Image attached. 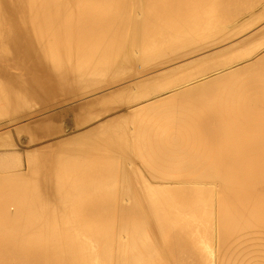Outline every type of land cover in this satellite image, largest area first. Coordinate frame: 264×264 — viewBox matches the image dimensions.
Segmentation results:
<instances>
[{
    "label": "bare ground",
    "instance_id": "6f19581e",
    "mask_svg": "<svg viewBox=\"0 0 264 264\" xmlns=\"http://www.w3.org/2000/svg\"><path fill=\"white\" fill-rule=\"evenodd\" d=\"M257 5H260L261 11L255 7ZM250 7H255V11L257 10V13L261 14L259 15L253 11L254 13L250 15H254V18L248 16L249 13L245 12L251 9ZM249 12H252V10H249ZM238 14L242 15L239 16ZM262 19H264V0H0V126L3 128L9 126L8 123L20 122L22 124L19 123L14 127L19 133L20 131L22 133L27 130L25 126L29 128L27 125L32 121L30 120V115L32 116L39 110L31 106L36 105L37 107L41 105L43 108L38 112H46L45 109L47 107L65 101L70 95L72 96V91L75 88L80 91L81 82L85 83L86 86L89 85V87L84 86L85 89L89 88V91L96 90L99 87V89L108 87L110 91L111 83L113 84L115 81L118 83L124 78L131 80L128 77L135 75L136 80L133 77L132 80L134 81L125 84L126 89L130 91L134 87L135 90L137 88L136 85H139L140 89L142 86L147 88V86L152 85L149 84L151 79L158 75L157 72L151 76H147V74L155 72L156 69L159 71L160 66H166V63H170L165 69L166 72H169L191 64L192 62L178 64L174 61L176 57L172 56L180 55L183 53L181 52L182 50H191V48L193 52L199 51L195 55H202L198 60L201 59L203 65H207V68L214 67V70L215 66L218 67L222 62V65H227L224 62L227 61L229 63L231 61L224 59V61L220 62L217 60L220 62L218 65L215 61L216 58L213 59L209 54L220 53L219 56L216 54L213 57L222 58L221 53L226 56L231 51H235L239 54L238 61H236V56L233 55L236 53L233 52L230 55L232 57L226 58H232L231 60L235 58L236 62L228 64L227 67L224 66L226 68L223 71L219 72L218 70V72H215V70L214 73L209 74L207 73L208 69L205 71L206 67L204 66L203 72H206L207 76L201 71L195 72L194 70L198 66L196 67L192 64V69L188 68V70L191 69V72L195 73L193 76L192 74L188 76L190 77V82L193 77L196 78L201 73L203 76L199 79L196 78L197 80L195 79L192 85L188 83L191 86L186 85L189 88V93L186 90L188 94L183 90V88L187 89L185 85L183 88L180 87L182 89H179V87L176 89V91L179 89L177 92L183 90L184 93H180V95L175 92L174 88L179 82L175 83L174 88L170 86V81L169 83L167 81L166 84L164 82V85L161 82L160 85L163 86H156L159 87L157 89L162 90L164 87L166 88L165 91L168 92L167 84H169L168 86L173 89L172 94H170L171 92L165 94L168 95L165 96L166 98L156 95L155 100L152 97L153 101L158 99L161 103L164 101L167 103L166 100L170 101L171 97L173 99L175 97L173 101H170L171 104H169V101L167 104L173 107L172 104L176 103L177 106L178 103L181 104L182 102L179 101L180 98L177 100L179 102L176 101L179 95L181 97L182 94H185L186 98L187 94L189 99L190 97L195 99L193 95L198 93L200 89H206L208 92H205L209 95L210 90L208 89L213 90L214 87L222 85V83L226 82V78L234 80L236 77H238V81H233L236 84L232 81L233 84H231L229 80L230 84L226 83L230 86L227 87L228 84L224 83L225 86H221L223 88L221 93L220 90L213 91L215 93L219 92V96L216 93V98L212 93V95L208 96L210 97L209 100L211 98L217 100L221 96V100H219L222 101L225 92L229 90V96L225 95L226 97L222 101V104L226 103L224 99L229 101L228 98L235 93L232 92L230 94V91H237L240 88L243 91H241L242 93L252 90L254 94L250 92L252 96L250 94L249 96L246 93L248 97H241L239 101L241 110L245 108L250 109V111L244 110L232 113L229 107L231 105L227 106L228 103L226 106L230 108L231 112L227 111L222 115L223 110L219 111V106L215 105L218 109H214H217L222 116H233L236 119L230 117L229 121H220V124L225 122L228 125L219 128L218 124L214 122L217 114L213 113L215 116L212 122L214 125L215 123L217 124L215 133L220 134H217V136H215L214 132L206 134L210 138L208 139L209 142L213 140L210 144L209 142L208 144L207 142L203 144L204 140H201L203 143H200V140L196 138L200 144L191 145L190 142L193 143L192 140L194 138L192 136L194 134L189 136L188 133V137H192V139L188 138L187 141L185 139L187 144L184 142L181 145L183 143V141L181 143V139L187 138V131L184 133V138L176 137L177 140H180L179 145L176 144V138H173L176 133L170 134L172 139H170L171 137L168 138L169 135L165 136L166 140L170 141L162 138V131L173 123L172 121L177 115L179 116L178 108L185 104L187 105V102L184 103L185 101L183 102L184 105L182 103L178 108L174 106L178 113L174 115L175 117L170 116L169 113H176L174 107L175 112L173 111V113L171 110L169 111V108H165L164 111L166 104H162L163 107L160 105L154 108L156 111L153 108L151 109L153 107V105L150 106V103L153 102L151 99V102L144 101L146 104L149 103V108L147 109H149L148 111L151 109L150 112L146 110L147 105L144 106L145 114L144 110L136 108L142 111L138 110L141 115L147 117V120L149 117L146 115L153 112L149 120H151V117L154 119L155 115L158 117L160 114L162 116H159L158 122L160 120L164 122L171 120V124H168V126L166 123L163 124V121L159 122L158 126L162 123L163 125L161 124L160 126L166 125V127H163L165 129H161L160 126L155 128L154 124L158 122H153L154 128L150 127L151 131L153 132L156 129L155 131L159 133L160 128L162 133H159L160 137L155 138L154 135L157 136L158 134L153 133L152 135L151 132H148L154 137L151 140H156L157 138L161 140H158V144L157 140L152 141L153 146L157 148L152 149V145L150 147L152 143L149 141L148 135L147 137L145 136L148 141L145 140L144 144H149L142 146L144 140L141 139V136L147 132V127L145 129L143 126L140 129L141 126L136 125L137 123L139 125L140 121L132 115L135 118L134 120L137 119V121H133L134 123L137 122L134 124L136 125V130L138 131L139 128L143 131L142 135L138 132L136 136L142 140L141 142L138 141V143L142 144L136 143L140 148L146 149V151L143 150L144 153L141 151L145 157L141 156L140 158L142 159L141 162L143 161L142 164L145 163V173H149L148 176L149 178L151 177L150 179L151 181L153 180V183L148 180L147 176L144 177V174H141L143 170L138 169V163L136 165L133 164L136 158L139 159L137 156L142 154H138L133 161H130V157L132 156L131 159L133 158L132 154L137 153L135 149L133 153V147H130L135 146L133 142L135 140L134 136H131L134 133H130L131 128H128L130 131H127V136L125 132L127 127L117 128L119 127V122L114 126L109 124V121L112 120L111 122H113L116 118L119 119L121 112L117 116L113 115V119L107 117L111 133L108 131L106 134H109L110 137V134L112 135V132H114L112 131L113 128L117 131L123 130L125 136L122 139L120 135L121 138L118 137V140L125 139L124 143L120 141L123 145L126 143L131 144H126L130 149L128 151L129 154L125 152L129 156L125 157H129V160L125 158V161L124 159L125 162L127 160L130 161L128 164L125 163L128 166L126 168H130V170L118 168L122 162L118 164L120 166L116 163H114L115 165L110 164L108 160L111 157L107 160L99 157L103 153L86 152L85 148H89V146L84 142L83 144L85 145L79 143L71 144L69 142L70 136L68 139L67 136L63 135L66 129L64 128L65 126L51 130L59 132L57 134L64 137H55V140H51L54 138L51 134V139L48 140H51L49 145L36 146L34 144V146H28L26 148V158L23 156L24 161L19 158L20 151L18 148L20 145H14L13 140L4 141L9 140L7 138L9 136H4L6 134H2V128L0 127V264H264V51L262 50L264 46V28L260 27L264 22H262V25H257L259 29L255 30V28L251 32H247L248 34L244 33V30L246 31L247 28L251 30L249 27L253 24L256 26L255 23L261 22ZM232 21L235 22L233 23ZM229 22L233 24L232 26L229 25L230 27L228 26ZM226 26H228L225 29L226 31L222 32ZM218 32L220 35L223 33L221 37L218 36L220 38L217 37L219 35ZM255 34H257V37L250 39ZM209 36H214L219 41H215L216 39L214 38L213 42L207 43ZM205 39L206 43L202 44ZM209 40L212 41L213 39L210 38ZM186 52L189 55L194 54L191 51V54L189 51ZM206 55H208L207 58L210 57L214 60L215 66H213L214 63L209 66L210 62L213 61L204 57ZM187 56L183 53V57ZM174 57L175 59H172ZM181 57L182 55H180ZM190 58L193 59L192 57ZM204 58H206L208 63H205ZM188 59L187 57L185 60ZM198 60H196L197 63ZM137 63H139V67L142 63L141 70H137V66H134ZM124 65L132 69L130 73L128 69L124 68ZM198 65L203 67V65ZM222 65L219 67H223ZM123 68L127 72L126 76H122ZM193 68L195 69L193 70ZM210 70L208 72H211ZM148 71L150 72L147 73ZM143 72L147 74H143L140 77L136 76V74L139 75ZM183 72L179 73L182 74ZM188 72L190 73V70L187 73L186 71L183 73L185 76H181L185 77L186 81L188 80L189 82L186 76ZM195 74L198 76L195 77ZM176 75L177 77L180 76L179 74ZM176 75L173 73L176 81L186 82L184 78L179 80L178 78L181 76L177 78ZM102 76H104V79L106 77L111 79L109 82L105 81L106 79L102 81ZM241 76H246V79L244 77L242 79ZM223 79L225 80L224 82H222ZM170 80L173 81L171 78ZM107 84L111 86L109 85V87ZM121 84L118 83V85ZM90 87L93 89H90ZM151 87H154V83ZM234 87L238 89L236 88L235 90ZM146 88L142 89L143 91L141 90L144 94L141 91V93L134 91L135 96L142 94L141 96L138 95L139 99L145 96H150L151 98L149 93V95H146L151 88H148V90ZM224 88L227 90L223 93ZM190 89H194V91L198 89V92L193 91V93ZM144 90L145 92L147 91L146 94ZM87 91L85 92L88 93ZM123 91L128 93L127 90ZM123 91L122 93H124ZM151 91L150 93H152ZM101 92L105 93L104 91ZM191 92L193 94H190ZM83 93L80 94V97L81 95L85 96L86 93ZM89 93H92V91ZM120 93L118 92L115 96L118 97ZM126 93L119 95L121 99H117L114 96L113 98L117 100L112 99L113 102L110 109L106 105L108 110H112L115 105L114 109H118L116 107L119 106H125V101L128 102L130 100L131 102V97L129 98L131 95L132 102L137 98L133 96L131 91L130 94ZM206 93L204 96H207ZM237 93H240V90ZM174 94L178 95L175 96ZM234 95H232L233 99ZM99 97H102L101 101L103 98L106 99L110 96L107 94V97H103V95ZM122 97L125 101L121 102ZM158 97L164 100L162 101ZM55 98L59 99L58 102L57 100L53 102ZM77 98H79V95L74 100ZM235 98H238L237 95ZM137 99L135 102L138 103L139 100L137 101ZM181 99L183 100L182 97ZM187 99L186 101H188ZM197 99L200 100L201 98ZM215 100L209 101V103L212 105ZM219 100L217 101L220 102ZM197 101L195 100L196 104ZM202 101L200 100V102L204 103L203 99ZM94 102H97V100L93 99L87 103L91 105ZM117 102L119 106H117ZM160 102L157 101L156 104L159 105ZM192 102L194 100L190 101V103ZM98 103L100 105V102L96 104L98 105ZM195 103L194 105H196ZM48 104L50 105L48 106ZM156 104L155 106H157ZM192 104L187 106L194 108L195 106ZM234 104L236 105V101L232 105ZM134 105L135 103L133 104L135 108L139 104ZM215 106L213 105V107ZM160 107L161 113L157 112ZM191 107L190 109H188L189 107L187 108V111L189 110L188 114L192 109ZM196 107L194 109H199ZM206 107L210 108V105ZM157 108L159 109L157 110ZM183 108L180 109L183 110ZM233 108L235 109V107ZM127 110L125 112L128 116ZM88 111H91V108ZM130 111L133 113V109ZM203 111L204 108L202 106ZM136 112L137 116L138 112ZM183 112H181L180 116L181 120H183L182 122L185 121L186 123L185 128L182 127L185 123L182 125L181 122L180 130L178 127L172 128L173 130L175 129V132L177 130L181 131V133L177 131L180 134L184 132L181 128L186 130L188 124H191L190 120H192L190 117V119H186L190 121L187 124L183 118L185 114ZM204 112H206L204 114H208V111L205 110ZM88 113L91 115V112ZM88 113L84 114L88 115ZM132 113L129 114L131 115ZM98 114H101V112ZM122 114L124 115L125 113ZM122 114L121 116L124 118ZM204 114H201L200 120L196 119L198 123L201 121V124H197V127H202V119L204 121V118H206L205 122H207V117L209 121L211 120L212 117L210 118L208 115L207 117H202ZM167 115L170 116L169 119ZM164 116H167L165 117L167 119ZM188 116L186 115L185 118ZM179 117H177V120ZM86 118L88 119L89 117ZM87 119L84 118V120ZM90 119L89 121H92ZM225 119L227 120L226 117ZM77 120L76 124L79 123L80 126V123L84 122V120L81 122L80 118ZM127 120L133 119H130L129 116ZM127 120H121L120 125L124 124V121L126 123ZM147 120H141L140 124L143 125L147 122L148 126H150L151 124ZM177 120L175 119V121ZM181 120L179 119V121ZM179 121H177V124H179ZM197 121L194 119V122L197 123ZM216 121H219L218 117ZM142 122L144 123L142 124ZM86 123L88 122L86 121ZM175 123L173 125L177 126ZM76 124L74 123V125ZM103 124L105 125V123ZM128 124L126 123L124 126ZM79 125L76 126L79 127ZM132 125L130 124L129 127H132ZM99 126L95 127L98 128ZM115 126L117 127L115 128ZM212 126L210 123L208 128ZM222 126L224 125L222 124ZM105 127L106 125L104 128L102 127L104 133L105 130L107 131ZM44 128L46 129V127ZM96 128L93 129L97 130ZM150 128L148 129L150 130ZM193 128L195 129L196 127ZM31 129L34 132L35 128L32 127ZM194 129L191 128L190 131ZM196 129L198 133L200 128ZM204 131L201 129V132H203L202 138L205 136ZM209 131H212V129ZM46 132L48 133L47 129ZM95 132L93 135L90 134L92 135V142L94 139L97 140L99 138L111 144L110 141L112 140L107 139L108 136H105L106 134L102 135L105 137L100 135L101 139ZM123 132L120 131L118 134ZM35 133L37 132L35 131ZM114 133L117 135L116 131ZM57 134L55 133V135ZM210 134L215 137L213 135L210 136ZM116 135L113 134V137H117ZM126 137H131L133 140L128 139V141ZM29 138L30 136L27 139L29 140ZM88 138L86 137L87 140ZM162 139L166 141V145L163 144L164 142L160 144L163 141ZM31 140L32 138L29 143H34ZM115 142H112V144H115ZM167 142H169V145ZM188 142L190 143L189 145ZM106 143H100V146L106 145ZM113 145L110 147L109 152ZM31 147L35 148L33 151L36 150V147L39 149L35 151L34 156H31L28 152L32 149ZM107 147L108 144L105 148L107 149ZM97 148H99L98 150L102 149L98 146ZM118 148L120 147L118 146L115 150ZM158 148H160L159 151ZM163 148L173 149V151L162 152ZM57 149L61 151L59 159H55L58 152H55L57 153L56 157L54 156L52 160L50 157L48 159V156H51ZM83 149L85 150L83 151ZM175 149L179 152L177 150L175 152ZM180 149H183V151H180ZM184 149L190 151L192 149L194 152L185 151ZM196 149H202L203 151L200 152V150L198 152ZM123 150L117 151H120V161L122 160L121 157L123 158L126 155ZM130 151L132 152L131 154ZM122 152L123 154H121ZM87 156L92 157L86 158ZM112 161L116 162V159ZM138 162L141 163L139 160ZM130 163L133 164L132 167L135 170H132ZM134 166H137V169ZM139 170L141 173H139Z\"/></svg>",
    "mask_w": 264,
    "mask_h": 264
},
{
    "label": "rangeland",
    "instance_id": "374dc122",
    "mask_svg": "<svg viewBox=\"0 0 264 264\" xmlns=\"http://www.w3.org/2000/svg\"><path fill=\"white\" fill-rule=\"evenodd\" d=\"M253 6H254V5H253ZM257 6H258V7H257ZM257 6H255V7H256L257 9L260 10V9H261V8H259L260 5H257ZM255 7H253V8L250 7L251 9H248L247 11L245 10L246 12H245V11H244V12H245V13H249L248 16H251V15H252L251 13H254L253 11H255V9H256ZM248 8H249V7H248ZM249 10H250V11L252 10V12H249ZM259 10H258V12H259ZM261 10H262V9H261ZM261 10H260V11H261ZM244 12H243V13H244ZM255 12L257 13V10H256ZM262 12H263V11H262ZM256 13H255V14H256ZM250 14H251V15H250ZM257 14L260 15L261 13H257ZM257 14H256V16H257ZM238 15H239V14H238ZM241 15H242V14H241ZM241 15H239V16H241ZM253 16H254V15H253ZM253 16H251V17H253ZM256 16H255V17H256ZM253 18H254V17H253ZM257 18H258V17H257ZM249 19H250V17H249ZM255 20H256V18H255ZM263 20H264V19H262L261 22H259V23H255V25H256V26H257V25H260L262 22H264ZM258 21H259V20H258ZM232 22L234 23L235 21H232ZM229 25L232 26L233 24H231V22H229L228 26H229ZM228 26H226L222 32L226 31L225 29H226ZM256 26H254V24L251 25V26L249 27V29H251V30H248V28H247L246 31L244 30V33L248 34L249 32H251V31H252L253 29H255V28H256L255 30L259 29L258 26H257V27H256ZM229 27H230V26H229ZM253 27H254V28H253ZM247 32H248V33H247ZM218 33H219V32H218ZM218 33H215V34H218ZM215 34H214V35H215ZM222 34H223V33H222ZM222 34H221V35H222ZM242 34H243V33H242ZM259 34H260V33H259ZM221 35H220V33H219V35H217V37H218V36L221 37ZM245 36H246V35H245ZM220 37H218V38H220ZM238 37H240V35H238ZM256 37H257V34H255L254 36H252L250 39H255ZM210 38H212L213 40H212V41L209 40ZM214 38H215L214 36H213V37L209 36V39H208V40H209L210 42L207 40V43H211V42H213L215 39H216L215 41L218 40L217 38H215V39H214ZM218 41H219V40H218ZM204 43H206V39L203 40V43H202V44H204ZM218 44H219V43H218ZM221 44H222V43H221ZM200 45H201V44H200ZM215 45H216V44H215ZM262 48H264V46H263ZM185 50H186V49H184V50L181 51V52L185 53V56L189 55V54H187L186 51H189L190 54H191V52L194 53V54H192V55L187 56V57L189 58L188 60H185L187 57H183V53L180 54V55H182L181 58H180V55H172V56H175V57H176V60H174V61H176V63H178V64H181V63L186 64V63H188V62H192V63L189 64V65H186V66L180 67V68H178V69H173V70H171V71H169V72H166L165 69H167V67L170 65V63H168L169 65L166 63V66H165V65L160 66V68L158 69L159 71H157V69H156V71H155V70H152V71H155V72H153V73L151 72L150 74H147V73H149L151 70L148 71L147 73L143 72V73H141V74H139V75L136 74V76H138V77L143 76V74H147V76H148V75L151 76V75H153V74H155V73L157 72L158 75L155 76L153 79H151V82L149 83V84H152L151 86H153V83H154V87L147 86V88H146V86L143 87L142 85H140V86H142L141 89H140L139 85H136L137 88H136L135 90H134V87H132L133 90L130 89V91H131V93L133 94V96H135V92L141 93V92L143 91L142 89L146 88V89L148 90V88H151L150 90H148L149 92L146 91L147 94H146V92H145V90H144V92H145L146 95H149V94L151 95V98H150V96H149V97H148V96L146 97V96L144 95L145 97H141V98L139 99V98H138V95H140V94L137 95V93H136L137 96H135V98H136V97L138 98V99L136 98L137 101L139 100L138 103L135 102L136 99H134V101L132 102V95H131V96L128 95L129 98L131 97V102H130V100H129L128 98H127V99H128L129 101L126 99V100L128 101V102H126L125 99L123 98V97L126 96V95H125V96L122 97V100H121V102H122V101H125V103L123 102V103L125 104V106L123 105V103H121V104L124 106L125 109L123 108V106H121V107L119 106L120 101L118 100L119 103L117 102L116 104H117V106H119L120 108H119V107H116V108H118V109H114L116 105H115V106L112 105V106H114L113 109H112V110H108V107H109V109L111 108V104H112V102H113V100H114L115 98H117V99L120 98V99H121V96L119 97V95H121V94L123 95V94L126 93V91L124 92L123 90H127V92L130 94V91H129L128 89H126V87H125L126 85H125V84L134 81V80H132V78H133L135 75H134L133 77H128V78H130L131 80L124 78V79H125V81H124V79H122V80H121L122 82H121V81L118 82L119 84H121V83H123V81H124V83L121 84V85H118L117 81L114 82V83H117V84H114V83H113V84H114V85H113V84L111 83V85H112L114 88H113L110 84H107L108 86H109V85L111 86V87L109 86V87H110V88H109L110 91L108 90V87H106V86H104V87H106V88H104L105 90H104L103 88H101V89H102V90H101V89H99L100 87L96 89V88L94 87V86H95V85H94V86H92V87H94V89H96V90H90V91H92V93H89V92H90V91H89V88L85 89V87H89V85L86 86L85 83H82V82H81V90H80V91H79L78 89H77V90H78V91H77L76 88H75V90H73V91L71 90L72 93H73L75 96L71 93L72 96L70 95L69 98H67L65 101H62V102H60V103L52 104L51 106H49L50 104H48L49 107H47V109H45L46 112L43 110L45 113H44V112L39 113L40 110L43 108L41 105H38L37 107H36V105H35V106H34V105L31 106L32 108L35 107L34 109H39V110H38L39 112L37 111V112H35L34 114L32 113V114H33L32 116L30 115V117H31L30 120H32V121H31V123L28 124L29 126L27 125V127H29V128H26V126H25V129H27V130H24V131H26V132H24V131L22 130L23 132L21 133V131H20V133H19V131L16 130V127H14V126H17L20 122H16L17 124H16L15 122H11L12 124H11V123H8L9 126H7V127H5V128H3V127L0 126V127L2 128V130H1L2 134H6V135H4V136H9V137H7V138H9V140H4V141H7V142H8V141H12V140H13L14 145H16V144H18L17 146L20 145V147L18 148L19 151H20V152H19V154H20V155H19V158H21L22 160L25 161V159H24L23 156H25V158H26V148H27L28 146H30V145H31V146H34V144H35L36 146H43V145H45V144L49 145V144L51 143V140H53V139L55 140V137H56V138H62V136L64 135L65 137L67 136L68 139H69V136H70L69 142H71V144H73V145H74V143H76V144H77V143H79V144H83V142H84V143H86V145L89 146V148H85L86 150L83 149V151L85 150L86 152H91V153L96 152L97 154L103 153V154H101L100 156H99V155H98V156L101 157V158H103V159H106V160L109 159L110 157L112 158V160L116 159V162H115V161H112L111 158H110L108 161H109L110 164H114V163H116L117 165L120 164V163L122 162V163H123V166H122V163H121V166H122L123 168H122L120 165H118V166H120V167H118L117 165H116V167L121 168V169H124V168H125V169H129V170H130V168H126L127 165H125V163L128 164L131 160L133 161V160L135 159V156H137L138 154H142V152H143V150H144L143 147H144V145H145V144H144V143H145V140H147V139L145 138V136L147 137V135H148V137H149V141H150L151 143H152V141H156V140H157L156 142H157V144H158L159 141H161L160 139L157 138L156 140H151V138H154V137H155V138H156V137H160V136H159V135H160L159 133L162 131L161 129H162L163 127H166V125L168 126V124H169V125L171 124V123H170L171 120H170V121H169V120H167V121L165 120L166 122H164L163 120H160L159 122L163 121L162 123H163V124L166 123V125L163 126V127L160 126L162 123L159 125L160 128H161V129L159 128V133H157V132L155 131L156 129H155V130L153 129V130H154L153 132L151 131L152 129H151L150 127L154 128L152 124H154L155 122H158L157 119H159V118H160L159 116L161 115V114H160L158 117H157V115H155L156 117H154V119H153V117H151V120H149V119H150V115L152 116V114L154 113V112H153L154 108L159 107L160 105L162 106V104H166V105L168 106L167 103H168V101H169V100H168V101L166 100L167 103H165V101H164L163 103H161L160 100L157 99V101L161 103V104L159 103V105H157V104H156L157 101H153L152 99L154 98V100H155V97H157V96H159V95H160V96H164V97H165V96H168V95H165V94H167V93H169V92H171L170 94H172L173 89H171L170 86H171V87L173 86L172 88H174L175 85H176L175 83H178V82H179L178 85H180V86L176 85V87L174 88L175 92L180 94V93H184V91H185V93H187L186 90L188 91V89H189L188 86H189L190 84L192 85L193 82H195V79H196V78H197V79L202 78V76H203L202 73H204L206 76L208 75V74H206V72H203V69H204L205 67H206V70H205V71H207V69H208V71H209V70L212 68V69L210 70L211 72H208V71H207V73H209V74L214 73L215 70H216L215 72H218V70H219V72H220L221 70L223 71V70L228 66V64H231V63H234V62L238 61L237 58H238V55H239V54H238L237 52H235V51H231L230 54H228V55H226V56H225L224 53H223V55L225 56V58H224V56L221 54V57H222L223 59L218 57L220 54H218L217 57H213L214 55H210V57L212 56L213 59L216 58L215 61H216V64H218V65L220 64L221 61H224V59H225V60H230V61H231V62H229V63H228L227 61H225L224 64L227 63V65H226V64H225V65H222V64H223V62H222V64H220V65H222L223 67H219L220 65H219V66L217 65L218 67H216V66H215L216 64H215L214 60H212L210 57L207 58L208 55L204 56V57H206L207 59H209L210 61H211V60L213 61V62H210L211 64H209V66L212 65V64L214 63V65H213V66H215V70H214V67H208V68H207V65H206V66L203 65V62H202L201 59L198 60L199 58H201L200 56H202V55H195V54H196V52H199V51H194V52H193V51H192V48H191V50H186V51H185ZM193 50H194V49H193ZM190 51H191V52H190ZM233 52H235V53L237 54V55H236V54H233V55L236 56V57L233 56V57L236 58V61H235V58H233V60H231L232 58H226V57H232V56H230V55H232ZM225 54H226V52H225ZM169 56H170V55H169ZM169 56H168V57H169ZM172 56H171V57H172ZM178 56H179V57H178ZM194 56H195V57H194ZM215 56H216V55H215ZM175 57L172 58V59H175ZM190 57H192L193 59H191ZM177 58H179V60H177ZM183 58H184V59H183ZM194 58H196V59H194ZM206 58H204V61H205V63H206V62L208 63V61H206ZM217 58H218V59H217ZM243 58H244V57H243ZM180 59H181L182 62L180 61ZM182 59H183V60H182ZM202 59H203V58H202ZM221 59H222V60H221ZM241 59H242V58H241ZM184 60H185V62H184ZM193 60H194V61H193ZM196 60H198V63H197ZM217 60H219L220 62L217 61ZM186 61H187V62H186ZM199 61H200L202 64H201ZM172 62H173V61H172ZM218 62H219V63H218ZM173 63H175V62H173ZM205 63H204V64H205ZM192 64H193L194 66H196V67L198 66L197 69H195L196 67L193 68V70L195 69V70H194L195 72H198V71H201V72H202V73L200 74L201 76H200V75L198 76V75L195 74V77H196V76H198V77H196V78L193 77L194 79L192 78V76H193V74H194L195 72H194V71H193L194 73L191 72V69H192L191 66H192ZM195 64H197V65H195ZM198 64H200V66L203 65V67H199ZM167 65H168V66H167ZM134 66H135V67L137 66V67H136L137 70H138V69L141 70V68H142V63H141V65H140V67H139V63H137V64L134 65ZM189 66H190V67H189ZM204 66H205V67H204ZM224 66H226V67H224ZM165 67H166V68H165ZM124 68H126V70L128 69V72H129V73H130L131 70H132V69H130V67H128L127 65H124ZM124 68H123V71L125 70ZM161 68H162V69H161ZM188 68H191V69H189V70H190V73L188 72V75L186 74V76L188 77L190 74H192V76H191V78H192L191 80H192V81H191V82H190V79H189L190 77H188L189 82H188V80L186 81L185 77H182V76H185V74H183L185 71H186V73H187V71H189ZM199 68H201V69H199ZM209 68H210V69H209ZM218 68H219V69H218ZM221 68H222V69H221ZM129 69H130V70H129ZM160 69H161V70H160ZM184 69H186V70H184ZM198 69H199V70H198ZM178 70H179V71H178ZM183 70H184V72H183ZM196 70H197V71H196ZM176 71H177V72H176ZM181 71L183 72L182 74H180ZM160 72H161V73H160ZM179 72H180V73H179ZM173 73H174V75H176V74H179L180 76L182 75L181 77L178 76V77H180L181 79L178 78L177 75H176V77H177L179 80H182V79L184 78L186 82H183V81H182V82H183V83H182L181 81H178V80L176 81V80H175V77L173 76ZM125 74H127L126 71H124V72L122 73V76L125 75ZM169 75H170V76H169ZM205 75H204V76H205ZM241 75H243V74H241ZM104 76H105V75H104ZM104 76H102V77H103V80H102V81H104V80L106 79L105 81L109 82V80H110L111 78L109 79V77H106V78L104 79ZM106 76H111V75H106ZM125 76H126V75H125ZM239 77H240V75H239ZM242 77H244V76H241V78H242ZM135 78H136V77H134L133 79H135ZM166 78H167V79H166ZM170 78L173 79V81L170 80ZM177 78H176V79H177ZM237 78H238V77H236L235 79L233 78L234 80H230V78H229V79L226 78V82L229 83V80H230V83H231V84H233V83L236 84V82H233V81H238ZM244 78L246 79V76H245ZM244 78H242V79H244ZM197 79H196V80H197ZM239 79H240V78H239ZM127 80H129V81H127ZM135 80H136V79H135ZM240 80H241V79H240ZM240 80H239V81H240ZM126 81H127V82H126ZM155 81H156L159 85H158V84L156 85V82H155ZM167 81H168V82H167ZM169 81H170L171 83H169ZM174 81H175V82H174ZM224 81H225V80L223 79L222 82H224ZM231 81H232L233 83H232ZM17 82H18V81H17ZM125 82H126V83H125ZM161 82H162V83H161ZM164 82H165V84H166V82L169 83L170 86H168L169 84H167V87H168V89H169V90H167L168 92L165 91L166 88L163 87V89H164V90H163L162 87H161V89L164 91V93H162L163 91H162V90H159V89H157V88H159L160 86H163V85H164V84H163ZM173 82H174V83H173ZM180 82H181L182 84H181ZM226 82H224V83L227 85L228 83H226ZM102 83H103V82H102ZM160 83L163 84V85H160ZM172 83H173V84H172ZM186 83H187V84H186ZM188 83H190V84L188 85ZM219 83L221 84L220 81H219ZM224 83H222V85L225 86ZM230 83H229V84H230ZM239 83H241V82H239ZM82 84H83V85H82ZM171 84H172V85H171ZM194 84H195V83H194ZM229 84L227 85V87L230 86ZM115 85H117V86H115ZM122 85H123V87H122ZM147 85H148V84H147ZM184 85H185V86L188 85V86L185 87ZM191 85H190V86H191ZM222 85H218L219 87H218V86L214 87V89L217 88V87L219 88V89L217 88L216 90H214L213 88H212L213 90L208 89V90H210V92L212 91L211 93L209 92V95L206 93V92H208V91H206V89H200L199 92H198V89H197V91H196V90L194 91V89H193V90L190 89V91H192V92H193V91H194V92H198V93H194V92H193V93H194L193 96L195 97V99H194L193 97H190V99H189V97H187V94L189 93V91H188V93L186 94V98H185V96H184L185 94H182L181 97L183 98V100L181 99V97H180L181 94H180V95L178 96V98L176 99V101L180 98L179 101H182L181 104L185 101L184 103L187 102V105H191L192 103H193L192 105H194L195 100H196V101L199 100V99H197V98H199V97L201 98V99H200L201 101H202V99L204 100V103H202L203 101L200 102V100L197 101V104L200 102L198 105L195 103V104L197 105V107H196V105H194V106H195L196 108H199V109H194L195 107L193 108V107H191V106H187L186 104H185V105H186V106H185L184 103H183L182 105H184V106H182V107H184V108H183V110H182V109H180V108H182V107L178 108V106H181V104L178 103L179 105L177 104V106H176V103L174 104V103L172 102V103L174 104V105L172 104V106H173V107L176 106V107L178 108L179 116L181 115V112L184 111V112H183V113H185L184 116H183L184 120H186V119H188V118L190 117L193 121L190 120V121H191V124H188L190 121L186 120V122H187V124H188V127L186 128V130H183V129L185 128V126H186V123H185V121L182 122L183 120H181V116L179 117V116L177 115V117H179V119H180L181 121H179V119L177 120V117H176L175 119H176L177 121H179V124H177L178 122L175 121V119H174L172 122H173V123L176 122L175 124H177V126L175 125V126H176V127H175V126L173 125V123L170 125V126H172V127L168 126V128H166V130L162 131V132H163V134H162L163 137H162V138H165V140H166V137H165L166 135H167V136L169 135L168 138H170V137H171L170 134L173 135V134H175V133H176L177 136L175 135V137H174V135H173V138H176V137H178V138H184V137H185V136H184V133H186V131H187V134H186L187 138L185 137L184 140L181 139V143H182V141H183V143H182L181 145L184 144L185 139H186V141H187L188 138H189V139H192V137H193L194 139L192 140L193 143L190 142L191 145H192V144H196V143L198 144L199 141H197V139L200 140V143L202 142L201 140H204V143H203V142H202V143H203V144H206V142H207V144H208V142H209L208 139H210V138H209V136H206V134L208 135V133H210V132L213 133V132H214L215 136H217V134H220V133H215V130H216L215 126L218 124V126H219V128H220V127H226V126L228 125V123L221 122V123L224 125V126H222V124H220V121H223V120H224V121H229L231 118H232V119H233V118L236 119V117H233V116H226V115H225V117L227 118V120H226L225 117L222 116V115H224L225 112H227V111H228V112H231V111H232V113H233V112H234V113H237V111H238V112H242V111H244V110L250 111V109L248 110V109H245V108H243V109L241 110V107L239 106V105H240L239 101L241 100V97H245V96L248 97V95L250 94V92H251V93L253 92L251 89H250V90H251L250 92H247V91H248V90H247V91H245L244 93H242L243 91L241 90V88L238 89V88L236 87V88L238 89L237 91H230V92H231L230 94H232V92H235V93L232 94V95L235 94V95H234V99H235V100L233 99V97H232V95H231L232 98H231V97L228 98L229 101L226 100V99H224L226 103H223V104H222L223 98L226 97L225 95H228V96H229V93H228L229 90L225 89V88H226V87H225L223 93H224L226 90H227V91L225 92L224 97L222 98V101H220V100H221V99H220L221 96L217 99V100L220 99V100H219L220 102H218L217 100L211 98L213 101L215 100V103L213 102V104L211 105V104L209 103V101L212 102V100H211V99L209 100L210 97H208V96L212 95V93H213V95L216 96V93H217V92L215 93V92H213V91H219V90H220V93H221V90L223 89V88H222V87H223ZM84 86H85V87H84ZM136 86H135V87H136ZM156 86H159V87H156ZM165 86H166V85H165ZM221 86H222V87H221ZM231 86H234V85H231ZM83 87H84V88H83ZM92 87H90V89H93ZM138 87H139V88H138ZM178 87H179V89H182L183 87H185V88H187V89H184V88H183L184 91H183V90H180L179 92H177V91L179 90V89H178V90L176 91V89H177ZM180 87H182V88H180ZM152 88H153L154 90H153ZM232 88H233V87H232ZM236 88L234 87L235 90H236ZM139 89H140V90H139ZM234 89H232V90H234ZM82 90H83V92H85L86 90H88V91H87L88 93L85 92V93H86V94H85V93L82 92ZM100 90H101V91H104L106 94L103 93V92H101ZM115 90H116V91H115ZM121 90H122L124 93H122ZM136 90H137V91H136ZM141 90H142V91H141ZM151 90H153L154 93H153V91H151ZM201 90H202V91H201ZM239 90H240V93H237V92H239ZM96 91H97V92H96ZM99 91H100V92H99ZM114 91H115V92H114ZM117 91H118L119 93L121 92V93L118 95V97L115 96V95H117V93H118ZM134 91H135V92H134ZM140 91H141V92H140ZM150 91H151L153 94L150 93ZM161 91H162V92H161ZM203 91H204V92L206 91L205 93H206L207 96H204L205 93H204ZM241 91H242V92H241ZM93 92H94V93H93ZM95 92H96V93H95ZM98 92H99L100 94H99ZM112 92H113V93H112ZM116 92H117V93H116ZM133 92H134V93H133ZM155 92H156V94H155ZM158 92H159V93L161 92V93L159 94ZM192 92H191L190 94H193ZM82 93L85 94L86 97H85L84 95H81V97H80V94H82ZM101 93H102V94H101ZM110 93H112V94L109 95ZM128 93H126V94H128ZM148 93H149V94H148ZM157 93H158V94H157ZM173 93H174V92H173ZM201 93H203V94H201ZM220 93L218 92L217 95L219 96ZM223 93H222V95H223ZM227 93H228V94H227ZM246 93H248V95H247ZM91 94H94V95H91ZM96 94H97V95H96ZM107 94H108V96H110V97H108V98H106V99L103 98V100L100 101V99H102V97L100 98L99 96H100V95H101V96L103 95V97H107ZM142 94H144V93L142 92ZM142 94H141V95H142ZM154 94H155V96H153ZM238 94H239V95H238ZM244 94H246V95H244ZM252 94H253V93H252ZM252 94H250V95L252 96ZM77 95H79V98H77L78 100H77V99L74 100V99L77 97ZM98 95H99V96H98ZM141 95H140V96H141ZM156 95H157V96H156ZM174 95L177 96L178 94H174ZM198 95H199V96H198ZM200 95H201V96H200ZM236 95H237L238 98H235ZM241 95H242V96H241ZM250 95H249V96H250ZM253 95H254V94H253ZM73 96H74V98H73ZM97 96H98V97H97ZM111 96H112V97H111ZM114 96H115V98H113ZM169 96H170V95H169ZM183 96H184V97H183ZM196 96H197V97H196ZM239 96H240V97H239ZM152 97H153V98H152ZM170 97H171V96H170ZM205 97H207V98H205ZM211 97H212V96H211ZM213 97H214V96H213ZM158 98H159V97H158ZM165 98H166V97H165ZM168 98H169V97H168ZM168 98H167V99H168ZM171 98H172V99L169 98L170 101H173V100L175 99V97H174V99H173V97H171ZM184 98H185V99H184ZM187 98H188V99H187ZM204 98H205V99H204ZM216 98H217V96H216ZM93 99H94V100L96 99L97 102H100V105H99V103H98V105H97V104H96L97 102H94V103H93L94 106H93V104L88 105L87 102L90 101V100H93ZM112 99H113V100H112ZM117 99H115V100H117ZM123 99H124V100H123ZM150 99L153 101L152 103H150V106L153 105V107H151V109L153 108V110H152L153 113H152V114L150 113L149 115H146V116L149 117V119L147 120V117H145V115H141L140 112H142V111H140L139 109H136V108H140L141 110H144V109H145L144 106L147 105L148 107L146 106V110L148 111L149 109H147V108H149V105H148L149 103L146 104V102H151ZM159 99H162V98L160 97ZM186 99H187L188 101H186ZM232 99H233V100H232ZM236 99H239V100H236ZM56 100H57V102H58L59 99H56V98H55V99L53 100V102L56 101ZM109 100H110V101H109ZM163 100H164V99H162V101H163ZM191 100H192V101L194 100V102L190 103ZM208 100H209V101H208ZM230 100H231V101H230ZM73 101H74V102H73ZM102 101H103V102H102ZM104 101H105V102H104ZM140 101H141V102H140ZM142 101H143V102H142ZM144 101H146V102H144ZM170 101H169V104H171ZM179 101H177V102H179ZM205 101H206V102H205ZM207 101H208V102H207ZM216 101H217V102H216ZM232 101H233V103H235V101H236V105H235V104L232 105V104H233V103H231ZM67 102H68V103H67ZM114 102H115V101H114ZM129 102H130L131 104H130ZM139 102H140V103H139ZM127 103H128L129 105H128ZM134 103H135V105H137V104H139V105H137V107L134 105V106H135V108H134V107H133V104H134ZM201 103H202V104H201ZM205 103H206V104H205ZM207 103H208V104H207ZM228 103H229V104H228ZM238 103H239V104H238ZM109 104H110V105H109ZM121 104H120V105H121ZM155 104H156L157 106H155ZM200 104H201V106H200ZM216 104H217V106H219V107H218V108L220 109L219 111H222V110H223V112H222L223 114H222V115H221L220 112L217 111L218 108H217V106H215ZM227 104H228V105H227ZM96 105L99 106V107H97ZM106 105H108V107H107ZM131 105H132V106H131ZM209 105H210V108H208V107L205 108V106H209ZM213 105H214L215 107H213ZM226 105H227V106L231 105V106H229V107L231 108V111L229 110L230 108H228ZM89 106H90V107H89ZM164 106H165V105H164ZM167 106L164 107V111H165V108H166V109L169 108V111L171 110L172 113H173V111L175 112V110H174V109H176L175 107H174V109H173V107H170V106L167 107ZM198 106H199V107H198ZM202 106H203V108H204V111H205V110L208 111V114H207V115H208L210 118L212 117L211 120H210L211 122L208 120L207 115L204 114V113H206V112H204V111L202 112ZM29 107H30V106H29ZM88 107H89V108H88ZM102 107H103V108H102ZM162 107H163V106H162ZM185 107H186V110H185ZM188 107H189V108H188ZM190 107H191L192 109L190 110V112H189V114H188V111H189V110L187 111V108L190 109ZM211 107H212V108H211ZM222 107H223V108H222ZM233 107H235V109H234ZM49 108H50V109H49ZM90 108H91V111H88ZM97 108H98V109H97ZM105 108L108 110V112H107V110H105V111L103 110V109H105ZM170 108H171V109H170ZM214 108H217V109H214ZM34 109H32V110H34ZM48 109H49V110H48ZM52 109H53V110H52ZM93 109H94V110H93ZM100 109H101V110H100ZM127 109H128V110H127ZM129 109H130V110L133 109V113H134V114H133ZM134 109H136V110H134ZM151 109H150V111H151ZM158 109H159V108H157V110H158ZM162 109H163V108H162ZM179 109L182 110V111H180ZM193 109H194V111H193ZM208 109H210V110H208ZM221 109H222V110H221ZM227 109H228V110H227ZM239 109H240V110H239ZM51 110H52V111H51ZM71 110H72V111H71ZM122 110H123V111H122ZM126 110H127V112H128V116L126 115V112H125ZM138 110H139L140 112H138ZM146 110L143 111L144 114L146 113ZM195 110H196V111H195ZM212 110H213V112H212ZM234 110H235L236 112H235ZM50 111H51V112H50ZM97 111H98V112H97ZM103 111L105 112V114H104ZM134 111H135V112L137 111V112L139 113V114H138V113L136 112V113H137V116H139L140 119H139V117L136 116V114H135ZM150 111H148V112H150ZM154 111H156V110H154ZM164 111H162V112H164ZM186 111H187V113H186ZM191 111H192V112H191ZM197 111H198V112H202V113H198ZM253 111H254V109H253ZM71 112H72V113H71ZM86 112H87V113H88V112H91V115H90V113H88V115H87V114H84V113H86ZM100 112H101V114H98V113H100ZM102 112H103V113H102ZM119 112H121V113L119 114V115H120L119 119L122 118L121 114H122V113H125L124 115L122 114L124 118L120 119V121H121V120L123 121L124 119L127 120V118H129V116H130V119H133V120H130V121L127 120V121L129 122V124H128V122L126 121V123L128 124L127 126H124V124H126L125 121H124V124H121V125H120L121 122L119 121L118 118H116L113 122H111L112 120H111V121L108 120V118H109V119H110V117L112 118L113 115H114V116H115V115L117 116V114H118ZM157 112H160V113H161V107H160L159 111H157ZM157 112H155V113H157ZM166 112H168V111L166 110ZM196 112H197V113H196ZM210 112H211V114H210ZM37 113H38V114H37ZM47 113H48V114H47ZM55 113H56V115H54ZM93 113H94V114H93ZM129 113H132V114L130 115ZM169 113H170V116H171V115L174 116V115L178 114V113H177V109H176V113H175V114H171V112H169ZM169 113H168V115H169ZM195 113H196V116H198L197 118H196V116H195ZM213 113H214V114H217V116H215ZM219 113H220V114H219ZM96 114H98L99 116L96 115ZM142 114H143V113H142ZM163 114H166V113H163ZM201 114H204V116H202V117H205V116L207 117V122H208V123L205 122V119H206V118H204V121H203V119H202V127H200V126L197 127V124H198V125L201 124V123H200L201 121L198 123V121H197L196 119L200 120V118H201ZM46 115H47V116L49 115L48 118H47ZM50 115H51V117H50ZM85 115H86V116H85ZM92 115H94V116H92ZM95 115H96V117H95ZM119 115H118V116H119ZM132 115H134V117L138 118V121H140V122H141V120H142V121H146V120H147L151 125L148 126V123H147V122H145L146 124H145L144 122H142V124L144 123L143 125H141L140 122H139V125H138L137 122L134 123L133 121H137V119L134 120L135 118H134ZM168 115H167V116H168ZM182 115H183V114H182ZM186 115H187V116L189 115V116L185 118ZM191 115H193L195 118H194L193 116L191 117ZM199 115H200V116H199ZM212 115H213V116H212ZM219 115H221L222 117L220 116V117H221V118H220ZM65 116H66V117H65ZM69 116H70V117H69ZM91 116H92V117H95V118H92ZM97 116H98V117H97ZM114 116H113V118H114ZM142 116H143V117H142ZM161 116H162V115H161ZM167 116H164V118L167 117ZM170 116H168L167 118L169 119ZM214 116H215V118H214ZM42 117H43V118H42ZM64 117H65V118H64ZM75 117H76V118H75ZM78 117L80 118L81 122H83L82 120H84V118H85V119H87L86 117H89V118H88L87 120H84V122H83L84 124H83V123H80V124H81V126H80L79 123L76 124V122H78L77 119H79ZM81 117H82V118H81ZM83 117H84V118H83ZM107 117H108V118H107ZM126 117H127V118H126ZM174 117H175V116H174ZM217 117H218V119H219L218 122L216 121ZM230 117H231V118H230ZM38 118H39V119H38ZM70 118H71V119H70ZM90 118H91V119H90ZM105 118H107V119H105ZM113 118H112V119H113ZM155 118H156V119H155ZM161 118H162V117H161ZM167 118H165V119H167ZM183 118H182V119H183ZM190 118H189V119H190ZM193 118L195 119V121H197V123L194 122V119H193ZM210 118H209V119H210ZM213 118L215 119V121H214ZM223 118H224V119H223ZM229 118H230V119H229ZM89 119L92 120V121H89ZM93 119H94V120H93ZM162 119H163V118H162ZM172 119H173V118H172ZM30 120H29V121H30ZM63 120H64V121H63ZM73 120H74V121H73ZM75 120H77V121H75ZM80 120H79V122H80ZM156 120H157V121H156ZM212 120H213L214 122H216L217 124L215 123V125H214L213 122H212ZM86 121H87L88 123H86ZM102 121H103V122H102ZM106 121H107V122H106ZM108 121H109V124H111V125H113V126H114V125H117V123L119 122V124H118L119 127L115 126V128L117 127V128L120 129V128H126V127H127V128L125 129V132L127 133V136H128V132H129L130 130H131V132H130L131 134H132V133L136 134V135H134V134L131 135V134L129 133L131 136H134L133 138H134L135 140H133V138H131V137H129V138L126 137L127 140H128V139H129V140L132 139L133 142L135 143V144L133 143L135 146H130L131 148L133 147V148H132V149H133L132 152L134 153L135 151H137V153L135 152L136 154L134 153L135 155L132 154V155H133V158H132V159H131L132 156L130 155V156H131V157H130V161H128V160H129V159H128L129 157H125V156H129V155H127V153L129 154L128 151H129L130 148H129L127 145H129L130 143H129V144L126 143L127 145H126V144L123 145V143L125 142V141H124L125 139L122 140V139L124 138L123 136H125L123 130H120L121 132H123L122 134H118V133H120V131H117L116 129L113 128L114 130L112 129V131H114V132L116 131V132H117V135H116L114 132H112V135L110 134V137H109V134H106V133H108V131H110V129H111V128L109 129V126H110V125H108ZM151 121H152V122H151ZM174 121H175V122H174ZM71 122H72V123H71ZM115 122H116V123H115ZM153 122H154V123H153ZM159 122L154 124V125H155V128H158V127H159V126H158ZM180 122L182 123V125H183V123H185L184 126H182V125L180 124ZM204 122H205V123H204ZM14 123H15V125H14ZM74 123H75L77 126L79 125V127H77L76 125H74ZM100 123H101V124H100ZM103 123H105V125H106L105 129H107V131L105 130V133H104V129L102 130V127L104 128V126H105ZM106 123H107V124H106ZM112 123H115V124H112ZM136 123H137V124H136ZM192 123H193V124H192ZM194 123H196V124L194 125ZM210 123H211V126H212V125H213V126L208 128V126H209ZM224 123H225L226 125H225ZM20 124H22V123H20ZM65 124H66V125H65ZM82 124H83V125H82ZM130 124H131V125H132V124H133V125L136 124L137 126H141L140 129H142L143 126H144L145 129H146V127H147V132H146V130H145L146 133L143 134V131L140 130L138 127H137V128H138V131L136 130V128H135L136 125H134V127H133V125H132V127H129ZM163 124H162V125H163ZM219 124H220V125H219ZM229 124H231V123H229ZM44 125H45V126H44ZM99 125H100V126H99ZM101 125H103V126L101 127ZM122 125H123V127H122ZM146 125H147V126H146ZM178 125H179V126H178ZM180 125H181L182 127H184V128H181L182 131H184L182 134H180L181 131H179V130H180V128H179ZM203 125H204V126H203ZM205 125H206V127H205ZM207 125H208V126H207ZM62 126H65L64 128H66V129H65V133H63V135H61V136L57 134V133H59V132L51 131V130H53L54 128H56V129L58 128V129H59V128L62 127ZM70 126H71V127H70ZM95 126H99V127H98L99 129L96 128ZM113 126H111V127H113ZM120 126H121V127H120ZM157 126H158V127H157ZM9 127H10V128H9ZM32 127L35 128V129H34V132L31 131V130H32V129H31ZM44 127H46L48 133L46 132V129H45ZM100 127H101V129H100ZM177 127H178V129H179V130H177V131H179L180 133H178L177 131L175 132V131H174L175 129H174V130L172 129V128H177ZM189 127H191L192 129H194L193 127H196V128H198V129L200 128V129H199V131H198V133H197V129H196V128H195L194 130H191V131H190L191 128H189ZM1 128H0V129H1ZM12 128H14L15 130L12 129ZM39 128H40V130H39ZM93 128H96L98 131L95 130V129H93ZM128 128H129V129L131 128V129L129 130ZM132 128H133V129L135 128L134 131H132V130H133ZM144 128H143V129H144ZM148 128H150V130H149ZM203 128H204V129H203ZM206 128H207V130H206ZM213 128H214V129H213ZM29 129H30V130H29ZM43 129H44V130H43ZM90 129H91V132H90ZM127 129H128V130H127ZM163 129H165V128H163ZM187 129H189V130H187ZM201 129H202V131L206 130V131H204V132H205L204 134H205V136H206L207 138H206L205 136H204V138H202L201 135L203 134V132H201ZM208 129H209V130L212 129V131H209ZM38 130H39V131H38ZM41 130H42V131H41ZM66 130H67V131H66ZM101 130H102V131H101ZM148 130H149V131H148ZM160 130H161V131H160ZM171 130H172V131H171ZM17 131H18V135H19L20 137L17 135ZM35 131H36L37 133H35ZM49 131H50V133H49ZM57 131H58V130H57ZM68 131H69V132H68ZM80 131H81V132H80ZM95 131H96V132H95ZM100 131H101V132H100ZM127 131H128V132H127ZM135 131H136V133H135ZM140 131H141L142 133H141ZM170 131H171V133H169ZM173 131H174V133H173ZM188 131H190V132H188ZM192 131H193V133H192ZM195 131H196V132H195ZM208 131H209V132H208ZM32 132H33V133H32ZM42 132H43V133H42ZM54 132H55L57 135H55ZM66 132H67V133H66ZM78 132H79V133H78ZM82 132H83V133H82ZM94 132L97 133V135H99V136H100V135L102 136V135L106 134L105 136H108L107 139L112 140V141H110L111 144L106 143V142H107L106 140H104V141H106V142H104V141L100 140L99 138H97V140H95V139L93 138V139L95 140V141L93 140V142H94V144H95V145H94L93 142H92V140H91V139H92L91 136L93 135ZM102 132H103V133H102ZM138 132H139L140 135L143 134V136H141V139L144 140L143 144L140 143L142 140H141L140 138L136 137V136L138 135ZM148 132H151L152 135H153V133H156V134H158V135H157V136L154 135V137H153V136L151 135V133L149 134ZM162 132H161V133H162ZM200 132H201V134H200ZM15 133H16V134H15ZM31 133H32V134H31ZM39 133H40V134H39ZM86 133H87V134H86ZM101 133H102V134H101ZM110 133H111V131H110ZM188 133H189V136H191L192 134H194V135H193L192 137H188ZM196 133H197V135H196L197 137L195 136ZM26 134H27V135H26ZM41 134H42V135H41ZM51 134L54 136V138H52V139H51V137H50V136H52ZM84 134H86V135H84ZM90 134H92V135H90ZM113 134L116 135L117 137H115V136L113 137ZM123 134H124V135H123ZM145 134H146V135H145ZM190 134H191V135H190ZM221 134L224 135L223 133H221ZM94 135L96 136V134H94ZM118 135H119V136H118ZM120 135L122 136V139H119V140H118V137L121 138ZM130 135H129V136H130ZM140 135H139V136H140ZM182 135H183V137H181ZM198 135H199V136H198ZM211 135H213V134H210V136H211ZM16 136H17V138H16ZM28 136H30L29 140L32 138L31 141H34V143L31 142V141H30V142H31L32 144L29 143V140L27 139ZM64 136H63V137H64ZM83 136H84V137H83ZM85 136H86L87 138L89 137L91 141L89 140V138H88V140H87ZM99 136H98V137H99ZM101 136H100V138H101ZM105 136H102V137H105ZM150 136H151V137H150ZM179 136H180V137H179ZM194 136H195V137H194ZM213 136H214V135H213ZM213 136H212V137H213ZM215 136H214V137H215ZM112 137H113V139H112ZM135 137H136L137 139H136ZM15 138H16L17 141H16V140L14 141ZM36 138H37V139H36ZM114 138H116V140H114ZM196 138H197V139H196ZM3 139H4V138H3ZM49 139H51V140L48 141ZM80 139H81L82 141H81ZM98 139H99L100 141H99ZM101 139H102V138H101ZM105 139H106V138H105ZM138 139H139V140H138ZM170 139H172V137H171ZM205 139H206L207 141H206ZM211 139H212V138H211ZM38 140H39V141H38ZM42 140H43V141H42ZM77 140H78V141H77ZM84 140H85L86 142H85ZM127 140H126V142L129 141V140H128V141H127ZM158 140H159V141H158ZM162 140H163V141L160 142V144L164 142V143H163L164 145H166V144H165L166 141H170V140H166V141H164V139H162ZM174 140H175V139H174ZM174 140H173V142H175ZM2 141H3V140H2ZM41 141H42V142H41ZM88 141H89V142H88ZM96 141H98V142H96ZM114 141H116V142H115V144L113 143V144H114V145H113L112 142H114ZM118 141H119V142H118ZM120 141H121V142L123 141V143L121 144ZM138 141H140V142L138 143ZM147 141H148V140H147ZM189 141H190V140H189ZM196 141H197V142H196ZM17 142H18V143H17ZM25 142H26V143H25ZM37 142H38V143H37ZM43 142H44V143H43ZM90 142H91V143H90ZM102 142H104V143H102ZM131 142H132V141H131ZM136 142H137L138 144H140V145L142 144L143 147L140 148L139 145H138ZM173 142H170V143H173ZM176 142H177L176 144H178V145L180 144V140H177V138H176ZM194 142H195V143H194ZM210 142L212 143L213 140H210ZM210 142H209V144H210ZM42 143H43V144H42ZM87 143H88V144H87ZM97 143H99V144H97ZM100 143H101V144H105V143H106V145H102V146H100V145H101ZM146 143H147V142H146ZM167 143H168V145H169V142H167ZM185 143H186V142H185ZM190 143L188 142V145H189ZM200 143H199V144H200ZM26 144H28V145H26ZM37 144H38V145H37ZM91 144H92V145H91ZM107 144H108V147H107V149H106L105 147L107 146ZM148 144H149V143H148ZM148 144H147V145H148ZM160 144H159V145H160ZM186 144H187V143H186ZM83 145H85V144H83ZM112 145H113V147H114V151H115V152L113 151V147L111 148L112 151L110 150V152H109V149H110V147H111ZM116 145H118L120 148H118V149L115 150V148L118 147V146L116 147ZM130 145H131V144H130ZM147 145H145V146H147ZM151 145H152V147H151ZM153 145H154L153 143L150 144V147H151L152 149H154V148L157 149V148L154 147ZM159 145H156V146H159ZM45 146H46V145H45ZM97 146H98V147H101L102 149L98 150L99 148H97ZM124 146H125V147H124ZM90 147H91V148H90ZM93 147H94V148H93ZM103 147H104V148H103ZM127 147H128V148H127ZM31 148H32V149H31L30 151H28V152H29V154H30L31 156H34V155H35V154H34L35 151H37V150H39V149H37V147H36V150L33 151L35 148H34V147H31ZM55 148H56V147H55ZM95 148H97V149H95ZM126 148H127V151H126ZM145 148H146V147H145ZM93 149L96 150V151H94ZM123 149H125V150H123ZM134 149H135V151H134ZM152 149H151V150H152ZM159 149H160V148H158V151H159ZM89 150H90V151H89ZM97 150H98V151H97ZM105 150H106V151H105ZM118 150H120V151L123 150L124 154H126V155L123 156V158L121 157V159H122L121 161L119 160V157H120V156H119V155H120L119 153H120V151L117 152ZM171 150L173 151V149H171ZM171 150H170V149L168 150V149L163 148V151H162V150H160V151H162V152H165V151H166V152H167V151H171ZM176 150H177V149H175V152L178 151V150H177V151H176ZM184 150H185V151H189V152L192 151V149H191V151H190V150H186V149H184ZM194 150H195V149H194ZM200 150H201V151H200ZM204 150H205V149H204ZM102 151H103V152H102ZM138 151H139V152H138ZM141 151H142V152H141ZM144 151H146V149H145ZM148 151H149V149H148ZM152 151L156 152L155 150H152ZM180 151H183V149H180ZM196 151H198V152H199V151L202 152L203 150H202V149H198V150L196 149ZM205 151H206V150H205ZM55 152H58V154L55 153ZM60 152H61V151H59V149H57L56 151L53 152V154L51 153V154H52L51 156H50V155L48 156V159H49V157H50V159L52 160V158H54V156L56 157V154H57V157H56L55 159H57V158L59 159V157H60V156H59V153H60ZM106 152H107V154H105ZM108 152H109V154H108ZM123 152H122L121 154H123ZM125 152H127V153H125ZM132 152L130 151V154H131ZM150 152H151V151H150ZM178 152H179V151H178ZM192 152H194V151H192ZM111 153H112V154L114 153V154L112 155ZM143 153H144V152H143ZM24 154H25V155H24ZM32 154H33V155H32ZM54 154H55V155H54ZM117 154H118V155H117ZM60 155H61V154H60ZM104 155H106V156H104ZM107 155H108V156H107ZM110 155H112V156H110ZM115 155H116V156H115ZM20 156H21V157H20ZM113 156H114V157H113ZM141 156H142V157H145V156H143V154L137 156L139 159L136 158V160L133 161V164L136 165V164L138 163V164H139V165H137V166H138V169H140L141 171L143 170L142 173H141V171L139 170V171H140L139 173L144 174V177L147 176L148 180L151 181V179H150L151 177L149 178V176H148L149 173H148V172H147L148 174L145 173V171H146V170H144V166H145L144 164H145V163L142 164L143 161L141 162V160H142V159L140 158ZM22 157H23V158H22ZM90 157H92V156H90ZM90 157L87 156L86 158H90ZM105 157H107V158H105ZM125 158L128 159L127 162H125V161H126ZM124 159H125V161H124ZM117 160H118V161H117ZM138 160H139L141 163H139ZM118 162H119V163H118ZM130 164H131V163H130ZM133 164H131L130 166H131L132 170H135V169L132 167ZM114 165H115V164H114ZM114 165H113V166H114ZM141 165H142V166H141ZM146 165H147V164H146ZM137 166H134V167H136V169H137ZM139 166H140V167H139ZM127 167H128V166H127ZM152 181H153V180H152ZM152 181H151V182H152ZM152 183H153V182H152ZM216 240H218V239H216Z\"/></svg>",
    "mask_w": 264,
    "mask_h": 264
},
{
    "label": "crops",
    "instance_id": "0c3cea01",
    "mask_svg": "<svg viewBox=\"0 0 264 264\" xmlns=\"http://www.w3.org/2000/svg\"><path fill=\"white\" fill-rule=\"evenodd\" d=\"M263 23H261V25H262ZM264 25V24H263ZM263 25L262 26H260L261 28H264L263 27ZM262 50L264 51V48H262ZM216 54H220V53H214V54H209V55H216ZM222 54V53H221Z\"/></svg>",
    "mask_w": 264,
    "mask_h": 264
}]
</instances>
